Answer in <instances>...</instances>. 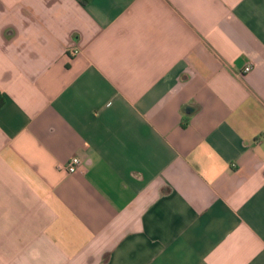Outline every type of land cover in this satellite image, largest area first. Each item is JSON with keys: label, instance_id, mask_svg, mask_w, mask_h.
Masks as SVG:
<instances>
[{"label": "crops", "instance_id": "obj_1", "mask_svg": "<svg viewBox=\"0 0 264 264\" xmlns=\"http://www.w3.org/2000/svg\"><path fill=\"white\" fill-rule=\"evenodd\" d=\"M0 264H264V0H0Z\"/></svg>", "mask_w": 264, "mask_h": 264}, {"label": "built area", "instance_id": "obj_2", "mask_svg": "<svg viewBox=\"0 0 264 264\" xmlns=\"http://www.w3.org/2000/svg\"><path fill=\"white\" fill-rule=\"evenodd\" d=\"M73 52L77 54L78 49L75 48L73 50ZM244 71L245 72L250 71V66H246L244 68ZM82 166H83L82 160L77 156H73L69 159L68 162H66V164L63 166V168L65 170H67L68 172L73 173V172H76L77 170H79L80 168H82Z\"/></svg>", "mask_w": 264, "mask_h": 264}]
</instances>
